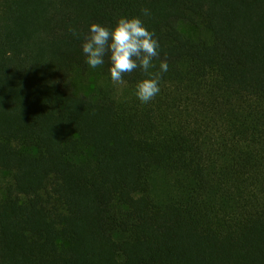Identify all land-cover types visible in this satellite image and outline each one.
Returning a JSON list of instances; mask_svg holds the SVG:
<instances>
[{
	"label": "trees",
	"instance_id": "obj_1",
	"mask_svg": "<svg viewBox=\"0 0 264 264\" xmlns=\"http://www.w3.org/2000/svg\"><path fill=\"white\" fill-rule=\"evenodd\" d=\"M122 16L148 103L82 50ZM0 264H264V0H0Z\"/></svg>",
	"mask_w": 264,
	"mask_h": 264
},
{
	"label": "clouds",
	"instance_id": "obj_2",
	"mask_svg": "<svg viewBox=\"0 0 264 264\" xmlns=\"http://www.w3.org/2000/svg\"><path fill=\"white\" fill-rule=\"evenodd\" d=\"M147 14L148 10H142ZM77 35L75 29H69ZM159 42L154 33L147 30L139 17H120L114 27L92 23L84 37L82 50L86 63L91 68L104 64L105 56L110 62V77L114 84L123 83L126 73L140 69L146 78L137 82L135 95L141 103L152 101L160 92L161 73L168 71L167 61H161L159 71H149L154 67L153 59L159 56Z\"/></svg>",
	"mask_w": 264,
	"mask_h": 264
}]
</instances>
